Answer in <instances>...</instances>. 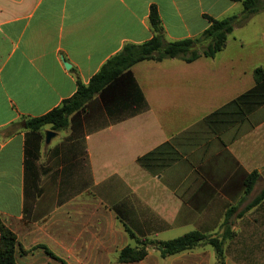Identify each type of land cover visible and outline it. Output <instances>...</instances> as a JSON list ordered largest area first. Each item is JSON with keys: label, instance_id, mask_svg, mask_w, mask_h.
Returning <instances> with one entry per match:
<instances>
[{"label": "crops", "instance_id": "0c3cea01", "mask_svg": "<svg viewBox=\"0 0 264 264\" xmlns=\"http://www.w3.org/2000/svg\"><path fill=\"white\" fill-rule=\"evenodd\" d=\"M153 6L167 42L199 37L208 17L243 12L241 0H0V226L17 236L18 264H105L115 246L107 233L119 229L146 241L185 227L218 237L264 203L245 213L259 183L245 195L246 176L264 169V88L255 78L264 66L257 53L230 49L229 38L215 58L134 65L144 111L115 107L119 84L100 97L104 118L91 131L57 134L27 165L26 119L61 106L125 45L151 40ZM257 20L264 11L234 32Z\"/></svg>", "mask_w": 264, "mask_h": 264}, {"label": "trees", "instance_id": "16d2710c", "mask_svg": "<svg viewBox=\"0 0 264 264\" xmlns=\"http://www.w3.org/2000/svg\"><path fill=\"white\" fill-rule=\"evenodd\" d=\"M243 12L241 15H232L223 19L208 17L211 22L199 37L180 41L167 42L165 30L161 21L158 8L153 6L150 13V25L153 30V38L143 44H127L115 56L110 58L101 70L90 80L88 84L77 82V91L73 97L65 100L61 106L48 114L34 119H26L25 129L27 133L26 160L36 158L40 151L42 132L50 126L54 132L65 131L69 128L77 131L83 121L90 123L104 118L100 108V97L112 88L122 85L121 103L116 108H124L131 113L138 114L147 108V103L137 86L131 68L143 61L162 62L169 59H179L192 63L201 57L215 58L223 51L228 38L233 34L235 27H242L256 14L264 11V0H241ZM257 85L264 88V69L255 70ZM120 102V101H119ZM32 139V140H30ZM261 174L254 171L245 179V195L253 192ZM264 201V191L246 208V211L260 205ZM236 209L228 211L225 225L231 220ZM242 217V215H239ZM0 264H18L17 249L18 240L16 234L4 224L0 226ZM132 239L138 241V246L125 247L119 255V263H139L148 256L146 241H140L136 235L129 231ZM233 232L226 229L221 236L212 237L202 231H193L170 241H156V250L162 258L178 255L196 249L202 244L211 246L216 253L220 264H225V244L231 238Z\"/></svg>", "mask_w": 264, "mask_h": 264}, {"label": "rangeland", "instance_id": "374dc122", "mask_svg": "<svg viewBox=\"0 0 264 264\" xmlns=\"http://www.w3.org/2000/svg\"><path fill=\"white\" fill-rule=\"evenodd\" d=\"M238 47H244L247 54L253 55L254 53H257L254 58V64H256V66H264V52L262 49V47H264V23L257 20L256 23L244 27L230 35L229 48L233 49ZM82 126H89L90 131L94 128L92 125L90 126L87 122L83 121V119ZM47 127H45L42 132L40 150L43 144H47V131H52L51 127L48 128L49 130H47ZM56 133L60 134L61 137L71 135L69 130ZM261 172L262 175H264V169ZM262 191H264V182H259L256 186L254 195L258 196ZM107 220V222L110 223L109 217ZM235 227L237 230L233 231L232 236L236 237V239L232 242H228L225 247V264H245V257L251 261L255 260V262L249 264H264V203L261 204L259 208L246 215L244 219L238 220ZM185 228L180 231L163 232L160 233V235L159 232L145 233L150 235L147 238V241L145 240L148 247V257L144 263L137 264H187V259L193 257L198 258L199 261H203V263L198 262L189 264H220L219 261L214 260L215 250L207 245L200 246L192 251H187L185 254L175 256L170 261L162 259L160 253L155 248L156 246L154 242L158 240L169 241L190 232L187 227ZM221 229L212 234L220 236L222 234ZM137 235V239L144 241V238L141 237L139 233H137ZM107 239L113 240L115 242V246L109 249L110 252L108 256L111 255L112 257L107 258L105 264H117L118 261H116V258L113 255L123 249L127 244H131L136 247V240L130 239L128 233L124 229L107 233ZM226 257L228 259V263H226ZM238 261H240V263H237Z\"/></svg>", "mask_w": 264, "mask_h": 264}, {"label": "water", "instance_id": "95a60500", "mask_svg": "<svg viewBox=\"0 0 264 264\" xmlns=\"http://www.w3.org/2000/svg\"><path fill=\"white\" fill-rule=\"evenodd\" d=\"M65 67L67 69H71V65L66 63L65 64ZM47 135V138H46V143L49 144L51 142V140L57 135L56 132H53V131H47L46 133ZM258 182H264V175H262L259 179H258Z\"/></svg>", "mask_w": 264, "mask_h": 264}]
</instances>
